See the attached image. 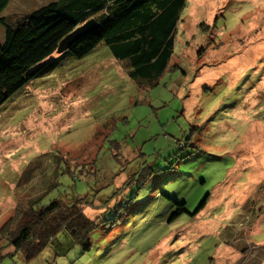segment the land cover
Here are the masks:
<instances>
[{"label":"rangeland","instance_id":"obj_1","mask_svg":"<svg viewBox=\"0 0 264 264\" xmlns=\"http://www.w3.org/2000/svg\"><path fill=\"white\" fill-rule=\"evenodd\" d=\"M173 49L153 80L104 40L55 51L0 103V229L39 194L99 222L31 259L0 234V264H264V0H187Z\"/></svg>","mask_w":264,"mask_h":264},{"label":"trees","instance_id":"obj_2","mask_svg":"<svg viewBox=\"0 0 264 264\" xmlns=\"http://www.w3.org/2000/svg\"><path fill=\"white\" fill-rule=\"evenodd\" d=\"M9 2L0 0V23L4 27L0 44V103L52 61L48 59L59 40L90 17L99 26L72 43L69 49L77 57L104 40L111 53L133 62L137 73L132 74L157 78L173 53L176 24L187 0H52L13 16L2 13ZM42 195L29 198L24 208L17 206L18 215L10 216L1 227L6 244L20 249L25 259L50 245L56 253H64L74 245L90 249V234L99 222L84 212L81 203L92 199L87 195L71 201L54 197L41 203Z\"/></svg>","mask_w":264,"mask_h":264},{"label":"water","instance_id":"obj_3","mask_svg":"<svg viewBox=\"0 0 264 264\" xmlns=\"http://www.w3.org/2000/svg\"><path fill=\"white\" fill-rule=\"evenodd\" d=\"M98 26L99 22L94 17H90L82 23H79L59 40L56 47V51L61 52L66 49H69L74 41L85 36L88 32Z\"/></svg>","mask_w":264,"mask_h":264}]
</instances>
